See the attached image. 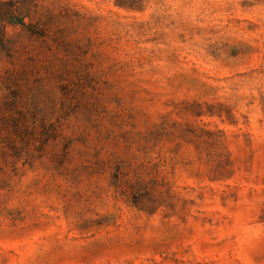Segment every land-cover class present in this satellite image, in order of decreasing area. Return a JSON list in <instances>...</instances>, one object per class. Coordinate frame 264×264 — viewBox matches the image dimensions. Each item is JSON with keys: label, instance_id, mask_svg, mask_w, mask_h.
<instances>
[{"label": "rangeland", "instance_id": "obj_1", "mask_svg": "<svg viewBox=\"0 0 264 264\" xmlns=\"http://www.w3.org/2000/svg\"><path fill=\"white\" fill-rule=\"evenodd\" d=\"M0 264H264V0H0Z\"/></svg>", "mask_w": 264, "mask_h": 264}]
</instances>
